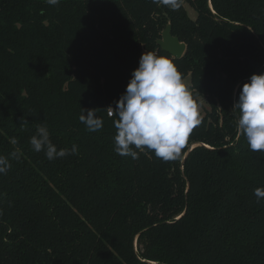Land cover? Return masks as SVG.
Segmentation results:
<instances>
[{
    "label": "trees",
    "instance_id": "16d2710c",
    "mask_svg": "<svg viewBox=\"0 0 264 264\" xmlns=\"http://www.w3.org/2000/svg\"><path fill=\"white\" fill-rule=\"evenodd\" d=\"M177 5L0 0V156L11 163L0 174V264H264V199L253 194L264 152L249 150L232 111L264 74V0ZM169 24L187 45L180 59L157 44ZM146 51L171 59L194 101L211 106L167 162L113 151L107 108ZM82 108L101 131L80 123ZM41 124L58 151L77 154L33 151Z\"/></svg>",
    "mask_w": 264,
    "mask_h": 264
},
{
    "label": "clouds",
    "instance_id": "9594fccd",
    "mask_svg": "<svg viewBox=\"0 0 264 264\" xmlns=\"http://www.w3.org/2000/svg\"><path fill=\"white\" fill-rule=\"evenodd\" d=\"M56 6L60 0H46ZM156 0H153L155 3ZM163 5L178 7L177 0H160ZM115 107L107 108L114 117L112 124L113 151L116 155L139 159V154L152 152L165 162L175 160L186 146L193 130L201 119L198 106L186 87L182 74L173 61L154 52L141 54L138 67L131 72L124 93L114 102ZM232 111H238L237 133L242 135L252 152H264V74H252L248 82L240 87L238 100ZM79 121L88 132L103 129V119L94 109H83ZM10 143L17 144L16 138ZM29 143L33 151H44L52 161L67 155L77 154V146L71 150L60 149L50 139L48 128L37 126L36 134ZM19 149L10 156L19 160ZM11 168L8 157L0 156V174H7ZM257 202L264 199V187L253 190Z\"/></svg>",
    "mask_w": 264,
    "mask_h": 264
},
{
    "label": "water",
    "instance_id": "95a60500",
    "mask_svg": "<svg viewBox=\"0 0 264 264\" xmlns=\"http://www.w3.org/2000/svg\"><path fill=\"white\" fill-rule=\"evenodd\" d=\"M184 1V0H182ZM157 44L160 48L169 53L174 58H182L187 50V45L184 42H181L178 36L172 34V25L169 24L162 32V38L157 41ZM198 145H195L196 147ZM192 147L191 150L194 148ZM188 155V153H187ZM186 155V157H187Z\"/></svg>",
    "mask_w": 264,
    "mask_h": 264
},
{
    "label": "rangeland",
    "instance_id": "374dc122",
    "mask_svg": "<svg viewBox=\"0 0 264 264\" xmlns=\"http://www.w3.org/2000/svg\"><path fill=\"white\" fill-rule=\"evenodd\" d=\"M186 9L189 12V16L192 19H195L197 16V13L195 12V10H193L190 6L186 5ZM186 83V82H185ZM198 106V110H199V116L200 119L203 118L207 112H209L211 110V106L210 104L207 102L206 99L204 98H200L199 101L195 102ZM194 147V146H193Z\"/></svg>",
    "mask_w": 264,
    "mask_h": 264
}]
</instances>
